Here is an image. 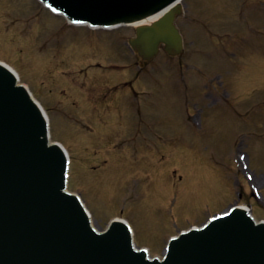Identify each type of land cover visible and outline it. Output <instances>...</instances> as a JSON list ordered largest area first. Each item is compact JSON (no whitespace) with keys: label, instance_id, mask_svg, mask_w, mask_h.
<instances>
[{"label":"rangeland","instance_id":"374dc122","mask_svg":"<svg viewBox=\"0 0 264 264\" xmlns=\"http://www.w3.org/2000/svg\"><path fill=\"white\" fill-rule=\"evenodd\" d=\"M251 2L184 0L187 16L178 18V25L185 36V53L178 59L160 53L154 66L136 78L139 67L127 44L133 26L111 30L72 26L36 0H0V59L17 68L21 81L51 116L52 139L65 142L72 154L70 185L84 195L96 224L106 227L112 216L128 218L138 245L148 244L153 253L162 255L165 236L201 224L210 213L234 203L240 191L246 195L243 204L253 203L255 214L264 215L263 199L253 196L251 186L264 194V10L243 14L240 22L234 15L237 4ZM251 29L253 36L248 34ZM220 37L214 43L213 38ZM205 51L212 52L213 59L207 61ZM98 62L106 68L116 63L121 71L106 74L104 69L102 74ZM191 64L203 69L206 81L210 73L223 74L215 80L216 87L193 74L198 70L185 76L192 87L190 100L203 108L204 123L209 125L202 132L182 124L179 113H192L182 103L185 87L168 88L174 67L187 71ZM149 71L151 75L144 76ZM222 77L230 96L221 87ZM131 79L135 95L149 113L142 115L141 132L160 131L165 137L176 136V141L160 145L159 136L148 144V135L143 142L133 131L135 124L131 122L130 128L123 121L117 135L133 134L144 148L131 149L133 144L120 139L114 141L116 151H109L100 143L98 103L118 112L121 101L112 99L118 95L116 87ZM148 93L160 102L148 106ZM99 100L105 101L104 107ZM228 102L230 110L225 112ZM80 126L90 133L81 143L78 139L85 134ZM127 138L128 134L123 139ZM247 172L253 173L252 181Z\"/></svg>","mask_w":264,"mask_h":264},{"label":"water","instance_id":"95a60500","mask_svg":"<svg viewBox=\"0 0 264 264\" xmlns=\"http://www.w3.org/2000/svg\"><path fill=\"white\" fill-rule=\"evenodd\" d=\"M79 19L112 24L144 18L175 0H47ZM139 27L134 40L146 56L177 34L174 15ZM171 21V22H170ZM62 153L47 142L43 118L0 66V264H264V226L243 211L173 242L167 258L149 261L132 250L127 229L93 232L74 196L63 193Z\"/></svg>","mask_w":264,"mask_h":264},{"label":"bare ground","instance_id":"6f19581e","mask_svg":"<svg viewBox=\"0 0 264 264\" xmlns=\"http://www.w3.org/2000/svg\"><path fill=\"white\" fill-rule=\"evenodd\" d=\"M156 16H153V17H151V19H148V20H145V21H142V22H147V21H149V20H153L154 18H155ZM137 24H140V23H137ZM137 24H135V25H137ZM10 66V65H9ZM11 67V66H10ZM11 68H13V67H11ZM14 69V68H13ZM15 70V69H14ZM16 71V70H15ZM17 72V74L19 75V73H18V71H16Z\"/></svg>","mask_w":264,"mask_h":264}]
</instances>
